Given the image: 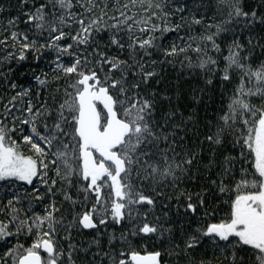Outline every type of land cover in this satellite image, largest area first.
Instances as JSON below:
<instances>
[{"label": "snow or ice", "instance_id": "obj_1", "mask_svg": "<svg viewBox=\"0 0 264 264\" xmlns=\"http://www.w3.org/2000/svg\"><path fill=\"white\" fill-rule=\"evenodd\" d=\"M20 2L25 6L20 14L0 24V47L9 41L19 47L6 51L0 63L24 61L28 53L39 63L48 52L55 76L34 75L48 92L40 99L39 92L33 96L30 87L11 79V67L7 73L0 70L5 82L0 182L11 193L0 197V214L6 217L0 220V242L35 233L29 247L17 243L0 256V264H8V258L13 264H77L78 259L81 264H161L159 251L143 256L117 251L118 244L131 249L135 238L167 244L163 255H171L172 264H210L197 255L205 245L226 264H246L239 255L245 248L254 264H264V105L248 99L264 98V0H253L247 10L244 0H113L111 15L104 0ZM197 26L201 31L194 34ZM225 50L221 69L213 54ZM190 51L196 53L195 64ZM154 54L164 59L158 62ZM182 54L189 68L206 76L219 71L222 83L239 81L221 115L191 145L194 113L185 116L175 107L158 113L156 93L147 92L158 65ZM254 57L259 60L255 68ZM61 77L71 83L62 87ZM212 83L205 79L206 85ZM237 145L239 158L229 152ZM197 179L206 180L202 189L219 193L234 184L226 219L201 223L213 214L208 193L194 196L183 187ZM16 182L31 189L21 194L11 187ZM57 194L68 205L66 215H57ZM37 206L43 214L34 211ZM173 209L178 226H165ZM109 224L119 231L109 232Z\"/></svg>", "mask_w": 264, "mask_h": 264}, {"label": "trees", "instance_id": "obj_2", "mask_svg": "<svg viewBox=\"0 0 264 264\" xmlns=\"http://www.w3.org/2000/svg\"><path fill=\"white\" fill-rule=\"evenodd\" d=\"M41 0H34V3L39 4ZM105 3L109 5V15L112 14V5L113 0H104ZM176 3H188L191 4L192 0H175ZM244 3L247 6L252 5L253 0H244ZM117 7L119 4L116 5ZM0 7H3L4 11L0 12V24L6 25L8 19L15 18L20 14L21 8L25 7L21 5L20 0H0ZM169 10V9H166ZM213 14V9H208V16ZM23 19V18H22ZM156 22V21H154ZM19 29L21 31L26 30V25L24 23L19 24ZM201 28L197 26L194 29V34H199ZM7 33H5L6 35ZM137 34L140 33L137 31ZM32 35V33H29ZM173 35V34H170ZM183 35V32L181 33ZM103 39L100 40L101 44H104L107 40L108 33H102ZM243 39V38H242ZM70 41H64L62 43H68ZM170 41L165 40V43ZM177 44L181 43L180 41H176ZM19 46L16 45V48ZM222 48H225V45H221ZM16 48H12L11 41L8 42L7 47H0V61L3 60L5 52L8 50L16 51ZM110 54H116V50L114 48L109 49ZM34 53H28L26 55V59L24 61L12 60L9 63H0V70L7 73L8 68H12V72L10 77L14 80L18 85H25L32 89V95L35 96L37 92L40 93V99H45L48 96V92L44 91L42 87L33 79L34 75L47 76L50 80H52L55 76L53 68L51 66V53L45 52V59H42L39 63L34 59ZM214 58L219 61V67L222 69L224 66V61L221 59L222 56L227 55V51L225 50L220 54H213ZM187 56L191 58L193 64L197 61V56L195 52H188ZM154 59L158 62L163 60L164 58L161 55L154 54ZM171 64L169 63H160L156 68L158 75L154 77L149 82V87L147 92H155L156 93V104H157V112L166 111L169 107L178 108L180 112H183L185 116L192 115L193 120L196 122L194 126L190 125L188 129V142L189 144L198 143L199 140L203 139L204 134L209 131L207 125L210 122H214L215 119L221 115L220 109L226 107L229 96L235 90L238 79L233 77L232 80L228 82H221L220 80V72L217 71L210 76H206L205 73L200 69H194L188 67V62L185 60V56L182 54L177 57H172ZM260 59H264L261 57ZM68 62V58H65V63ZM259 60L255 57L253 58L252 65L257 66ZM211 78L213 80L212 85H206L205 79ZM59 84L62 87H67L69 83H71L70 77H61L59 79ZM253 82V81H252ZM249 82L246 81V85ZM255 84L250 83L251 87ZM5 82L0 80V91L4 90ZM11 95V90L8 92ZM223 95V103H221V97ZM162 97H168L170 99H163ZM249 101L260 107L264 105V98L259 95L248 97ZM198 129V131H197ZM195 133V135L193 134ZM205 147H207L205 145ZM241 151L239 145L235 147V149L229 148V152L231 155L239 158V152ZM206 163V160L204 161ZM245 168H249L251 172L249 163L244 164ZM203 169H201V173ZM199 176V174H197ZM211 179H215L214 176ZM239 179V176H237ZM206 183V180L197 179L195 183H185L183 185L184 188L187 189L188 192L192 193L194 196L196 193L201 192L202 190L207 192L208 195L205 196L206 204L210 206L209 210L213 213L212 215L202 218L201 223H215L219 222L222 218H227L229 213V205L230 201L234 199L235 190L234 184L229 185L231 191L228 193H219L216 189L213 188H201V184ZM37 186L40 185L37 183ZM9 185L0 182V197H3L5 194L11 195L10 192L7 191ZM12 188L17 189L21 194H23L24 190H30L31 186L23 184V182H16L11 185ZM167 194L169 196L174 195L171 191H168ZM48 197L45 196V200ZM55 204L60 209L61 213L67 214L68 205L62 200L59 194L55 196ZM181 201H183V197H181ZM91 202V198H90ZM176 201L172 200L170 207L175 205ZM34 211L37 213L43 214V207L37 206ZM160 209H157V213L159 214ZM199 214V210H198ZM182 216V213H181ZM6 217L3 214H0V220L5 219ZM151 219V218H149ZM179 219L175 215V210L170 213V223L165 224V226H170L171 222H176V226H178ZM120 227H124L121 225ZM107 230L109 232L115 230L119 231V227L109 224L107 226ZM87 236V233H85ZM35 239V233L31 236L21 235L19 237H10L7 241L0 242V256L4 254L9 248L15 247L17 243L22 244L25 248L29 247L33 240ZM77 239H80L77 237ZM58 246H63L58 242ZM125 250V251H135L137 253H150L159 251L162 253L161 264H172L173 257L171 255H163L166 250H168L167 244L162 243L158 240H148L147 238H135L131 242V249H125L123 245H117V251ZM41 255L42 254L41 251ZM197 255L200 258H204L210 261V264H226L225 258L222 255L214 254V250L211 249L208 245H205L202 248L197 250ZM239 255H243L246 260V264H254V261L251 258V252L245 248L243 253H239ZM14 258H8V264H13ZM77 264H81V260H77Z\"/></svg>", "mask_w": 264, "mask_h": 264}, {"label": "rangeland", "instance_id": "obj_3", "mask_svg": "<svg viewBox=\"0 0 264 264\" xmlns=\"http://www.w3.org/2000/svg\"><path fill=\"white\" fill-rule=\"evenodd\" d=\"M256 66H253V68H255ZM255 80H253V82H254ZM253 82H251V83H253ZM250 84V83H249ZM249 84H247L246 85V87H251V85H249Z\"/></svg>", "mask_w": 264, "mask_h": 264}, {"label": "water", "instance_id": "obj_4", "mask_svg": "<svg viewBox=\"0 0 264 264\" xmlns=\"http://www.w3.org/2000/svg\"><path fill=\"white\" fill-rule=\"evenodd\" d=\"M137 253V252H136ZM150 253H153V252H150ZM150 253H145V254H143V253H138V254H140V255H148V254H150Z\"/></svg>", "mask_w": 264, "mask_h": 264}, {"label": "flooded vegetation", "instance_id": "obj_5", "mask_svg": "<svg viewBox=\"0 0 264 264\" xmlns=\"http://www.w3.org/2000/svg\"><path fill=\"white\" fill-rule=\"evenodd\" d=\"M42 254L46 255L45 253L42 252Z\"/></svg>", "mask_w": 264, "mask_h": 264}]
</instances>
